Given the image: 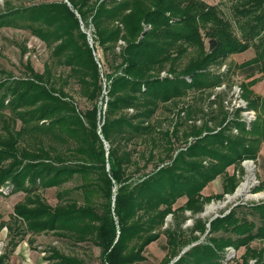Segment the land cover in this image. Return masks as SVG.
I'll return each mask as SVG.
<instances>
[{"label": "trees", "instance_id": "16d2710c", "mask_svg": "<svg viewBox=\"0 0 264 264\" xmlns=\"http://www.w3.org/2000/svg\"><path fill=\"white\" fill-rule=\"evenodd\" d=\"M69 2L13 7L5 0L9 6L0 12V27L29 29L68 68L56 74L46 62L39 72L27 61L24 77L0 78V194L2 188L25 193L12 217L19 234L53 232L92 243L100 249L98 264L145 261L147 247L162 235L161 264L177 256L171 264H264V245H252L264 241V203H238L212 219L199 215L236 190L243 161L261 151L264 95L251 87L257 78L241 84L247 107L256 111L248 125L243 108L230 113L224 89L217 90L232 81L230 71L210 66L253 47L255 55L240 66L255 65L264 75V0H234V23L218 3L204 0ZM76 12L92 23L93 46ZM72 78L90 105L84 111L66 90ZM191 91L208 93V107L180 104ZM170 104L176 105L170 118L160 116ZM166 118L172 124L165 127ZM218 177L223 192L205 195ZM48 187L57 188L55 205L41 193ZM188 218L194 223L185 227ZM230 246L245 248L240 260L227 259ZM9 259L10 252L1 254L0 264ZM45 260L90 264L57 246Z\"/></svg>", "mask_w": 264, "mask_h": 264}, {"label": "rangeland", "instance_id": "374dc122", "mask_svg": "<svg viewBox=\"0 0 264 264\" xmlns=\"http://www.w3.org/2000/svg\"><path fill=\"white\" fill-rule=\"evenodd\" d=\"M44 1H51V0H10L11 6L13 7H25L30 6L33 4H38ZM68 2L70 5L71 3L69 0H64ZM209 4H219L225 14L233 20L234 17L232 12V3L234 0H204ZM8 4L5 3V0H0V12L5 11L8 8ZM78 17L80 18L81 28L87 34V41L91 46L94 44L93 40V31L94 27L92 23H85L78 12H76ZM236 28V32L240 35L239 29ZM206 44H209V39L206 38ZM51 48L39 37L34 35L29 29H24L15 26H1L0 27V78L8 77L9 73H11L14 77H24L26 75L25 70V63L30 61L32 66L35 70L41 72L44 70L45 63L47 62L49 65L53 67V70L56 74L61 71H67L68 68H64L60 66L58 63L55 62V58L52 55ZM101 54V48L97 50V58H99ZM191 53L187 54L183 58V62H187ZM255 55V49L253 47L249 48L248 50L235 53L230 55L223 63L218 65H211L210 69L217 73H223L227 70L230 71V76L232 81L226 86V84L221 85L217 90L224 89L225 95V103L228 111L233 114L234 110L238 107H247L248 102L242 97V82L246 83L252 81L254 78L256 82L251 86L257 94L264 95V75L258 70V67L255 65H247V66H240L241 63L244 61H248ZM99 65L102 69H106L108 66L106 62L100 59ZM102 64L104 66H102ZM167 72L163 71L162 75H166ZM105 79V78H104ZM3 80V79H0ZM61 83V82H60ZM66 90L69 91L76 99L78 107L81 111H84L89 105L86 98L80 95L78 90V84L72 78L70 79L68 85L66 86ZM210 93V92H209ZM208 93H202L199 91H191L185 98H183L180 104H183L188 100L189 102L195 101V103L202 107H208ZM215 95L212 94L211 97ZM106 99V98H105ZM243 99V100H242ZM245 103V106H239V104ZM176 105L170 104L168 108H162L159 111L160 116H168L175 110ZM248 108V107H247ZM249 109V108H248ZM251 110V109H249ZM253 110V109H252ZM243 111V110H242ZM241 111L242 116H246L247 112L244 114ZM255 111V110H254ZM256 112V111H255ZM255 115L256 113L252 114ZM252 116V117H253ZM253 118V119H255ZM167 119V118H166ZM165 120V119H164ZM164 126H170L172 124L171 120L167 119L163 122ZM18 126H20V122H18ZM19 128V127H18ZM264 141V140H263ZM49 142V141H48ZM51 144L58 145L55 140H50ZM263 143V142H262ZM179 144H183L179 142ZM255 174L258 182V185L262 181L264 182V150L260 151L258 159L255 160ZM246 169V168H245ZM229 171L232 173L234 172V166L229 167ZM249 174L247 170H245L242 181L245 180V177ZM74 182H68L65 184L66 188H72L74 186ZM255 187V186H254ZM253 187V188H254ZM3 192L0 194V255L5 252H10V259L9 261L12 264H47V260H45L46 250H48L52 246H57L62 251L69 253V254H77L80 257L86 259L87 262L90 264H98L100 261L99 254L100 249L92 243H74L68 239L63 237L57 236L53 232H42L36 234H19L21 231L20 226H17L12 219L14 212H15V205L23 201L25 198V193L23 191L10 193L9 190L6 188H2ZM209 195H215L217 193L223 192V178L218 177L214 180V182L210 183L209 185ZM41 193L49 203L55 205L58 202L57 198V188L56 187H48L46 189H42ZM74 195H77V192H74ZM184 198L180 199L178 203L181 202ZM228 199L227 196L223 199H214L210 203H207L205 206L204 211H202L199 215L203 216L204 218L212 219L216 212H223L232 204V202L227 201L223 207H217L215 209L212 208L214 204L224 203V200ZM243 197H240L236 200H242ZM234 199V201H236ZM233 201V202H234ZM247 202H252V199L246 200ZM177 203V204H178ZM207 210V211H206ZM206 211V213H205ZM204 212V214H203ZM190 214V211H187ZM171 220V216L168 217ZM193 218H188L184 226L190 227L193 225ZM9 223H13L12 228L10 227ZM15 227H17L15 229ZM23 235V236H22ZM204 238V235L201 239ZM18 240L19 243L17 246H12V241ZM195 244V243H193ZM192 245V244H191ZM191 245L186 247L182 252H184L187 248ZM254 247H262L264 245V241H255L252 243ZM167 251L166 245V237L164 235L157 241H154L150 244L146 249V256L147 260L136 262L134 264H161L164 258V254ZM245 252V248H240L236 254L237 259L240 260L242 254ZM178 258L175 257L173 261ZM171 261V263L173 262ZM169 263V264H171ZM254 263V262H252Z\"/></svg>", "mask_w": 264, "mask_h": 264}, {"label": "built area", "instance_id": "2783aa9c", "mask_svg": "<svg viewBox=\"0 0 264 264\" xmlns=\"http://www.w3.org/2000/svg\"><path fill=\"white\" fill-rule=\"evenodd\" d=\"M120 43H123V41H120ZM242 105L245 106V103L239 104V106H242ZM242 113L247 114L246 116L245 115L242 116V119H244L246 121V123L248 125H250L253 118H255V115L253 116L252 114L256 113V112L252 109L249 110L247 107H244ZM243 166H244V172H245V170H247L249 172V174L245 177V180L242 181V177H241L240 183L237 186L236 190L232 193H226L224 195V197L220 198V199H223V198H225V196H227L228 199H225L224 203H218L217 205L214 204V206H215V208L223 207L225 204H227V201L232 202V204L225 211L216 212L214 217H216L218 215L226 214L227 212L230 211L232 206H234L238 203H243V204H245V203H261V202L264 203V188L257 189L262 184V181H259L260 183L258 185H256V182H258V181H257V179H254L256 177V175H254L255 174V167H256L255 160L254 159H246L243 161ZM242 176H243V174H242ZM241 188H242V190H241ZM240 195H242L243 199L240 201L236 200L237 197L238 198L240 197ZM234 199L236 201H234ZM249 199H252L253 201L247 202L246 200H249ZM215 208H213V209H215ZM210 210H212V209H210ZM206 211H205V213H206ZM203 214H204V212H203ZM236 252L237 251L234 247H232V246L228 247L227 259H230L234 256H237ZM251 262H254V260H252Z\"/></svg>", "mask_w": 264, "mask_h": 264}, {"label": "crops", "instance_id": "0c3cea01", "mask_svg": "<svg viewBox=\"0 0 264 264\" xmlns=\"http://www.w3.org/2000/svg\"><path fill=\"white\" fill-rule=\"evenodd\" d=\"M262 150H264V141H263V143H262V147H261V151ZM214 182V180L212 181V183ZM210 185V184H209ZM209 185H207L206 187H205V189L203 190V193L205 194V195H209L210 194V191H209ZM186 201V198L184 197V199L183 200H181V202L180 203H178L177 205H180V204H183L184 202ZM153 243V242H152ZM151 243V244H152ZM166 253H167V251L165 252V254L164 255H166ZM147 260V259H146ZM146 262V261H145Z\"/></svg>", "mask_w": 264, "mask_h": 264}, {"label": "bare ground", "instance_id": "6f19581e", "mask_svg": "<svg viewBox=\"0 0 264 264\" xmlns=\"http://www.w3.org/2000/svg\"><path fill=\"white\" fill-rule=\"evenodd\" d=\"M244 185H245V184H244ZM241 190H242V188H241ZM212 208H215V206H214V205H213V206H211V209H212Z\"/></svg>", "mask_w": 264, "mask_h": 264}, {"label": "water", "instance_id": "95a60500", "mask_svg": "<svg viewBox=\"0 0 264 264\" xmlns=\"http://www.w3.org/2000/svg\"><path fill=\"white\" fill-rule=\"evenodd\" d=\"M209 43H210V40H209Z\"/></svg>", "mask_w": 264, "mask_h": 264}]
</instances>
